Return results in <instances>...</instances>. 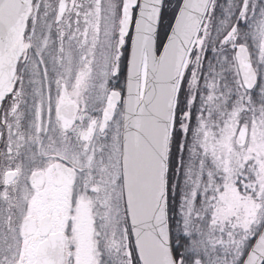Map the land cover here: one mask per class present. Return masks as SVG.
Returning a JSON list of instances; mask_svg holds the SVG:
<instances>
[{"label":"snow or ice","instance_id":"1","mask_svg":"<svg viewBox=\"0 0 264 264\" xmlns=\"http://www.w3.org/2000/svg\"><path fill=\"white\" fill-rule=\"evenodd\" d=\"M0 264H264V0H0Z\"/></svg>","mask_w":264,"mask_h":264}]
</instances>
